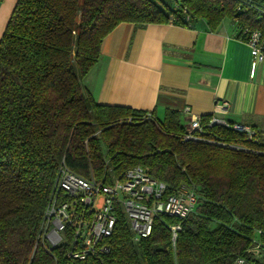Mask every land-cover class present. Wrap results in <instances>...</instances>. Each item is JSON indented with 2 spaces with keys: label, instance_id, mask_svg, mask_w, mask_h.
Listing matches in <instances>:
<instances>
[{
  "label": "trees",
  "instance_id": "obj_1",
  "mask_svg": "<svg viewBox=\"0 0 264 264\" xmlns=\"http://www.w3.org/2000/svg\"><path fill=\"white\" fill-rule=\"evenodd\" d=\"M225 20L245 42L264 38V0L17 1L0 39V264H264L260 133L248 140L209 115L186 139L181 112L100 105L82 82L121 23L215 32ZM62 162L106 184L140 166L165 198L185 186L197 203L182 221L155 218L138 241L119 213L107 250L74 260L67 243L48 248L39 235Z\"/></svg>",
  "mask_w": 264,
  "mask_h": 264
},
{
  "label": "crops",
  "instance_id": "obj_2",
  "mask_svg": "<svg viewBox=\"0 0 264 264\" xmlns=\"http://www.w3.org/2000/svg\"><path fill=\"white\" fill-rule=\"evenodd\" d=\"M18 0H0V39ZM231 22L215 32L197 25L136 28L121 23L103 40L83 86L97 104L182 113V122L215 115L247 125L264 139V63L250 78L251 56ZM228 103L226 112L219 107Z\"/></svg>",
  "mask_w": 264,
  "mask_h": 264
},
{
  "label": "built area",
  "instance_id": "obj_3",
  "mask_svg": "<svg viewBox=\"0 0 264 264\" xmlns=\"http://www.w3.org/2000/svg\"><path fill=\"white\" fill-rule=\"evenodd\" d=\"M246 44L251 56L250 78H253L259 64L264 63V38L254 31ZM227 108V102L219 107L222 112ZM208 125L229 127L248 140L255 139L256 131L252 127L230 123L215 115L210 116ZM186 126L185 138H194L192 132L201 129L200 117L191 118ZM165 191V185L151 178L140 166L127 169L111 184H106L92 176H78L62 162L44 211L40 238L48 248L67 243L68 257L84 260L107 250L105 241L112 235L119 213L126 217L134 241L146 238L151 234L155 218L168 215L182 221L195 209L194 189L182 186L166 198ZM170 230L175 240L180 225ZM258 252V247L252 251L255 255ZM235 264H244V261L237 260Z\"/></svg>",
  "mask_w": 264,
  "mask_h": 264
},
{
  "label": "rangeland",
  "instance_id": "obj_4",
  "mask_svg": "<svg viewBox=\"0 0 264 264\" xmlns=\"http://www.w3.org/2000/svg\"><path fill=\"white\" fill-rule=\"evenodd\" d=\"M226 21L229 22L228 20H225L224 22H226Z\"/></svg>",
  "mask_w": 264,
  "mask_h": 264
}]
</instances>
